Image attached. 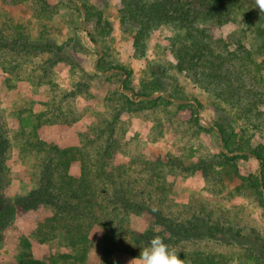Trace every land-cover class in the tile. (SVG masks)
<instances>
[{
  "label": "trees",
  "instance_id": "trees-1",
  "mask_svg": "<svg viewBox=\"0 0 264 264\" xmlns=\"http://www.w3.org/2000/svg\"><path fill=\"white\" fill-rule=\"evenodd\" d=\"M37 1L41 11L50 8L46 0ZM120 3L119 22L132 35L135 56L145 57L152 33L166 26L174 32L170 44L175 61L170 68L150 64L136 88L133 68L114 64L102 48L101 40L112 33L113 23L87 2L77 6L85 14L77 30L86 29L90 42L102 48L103 55L94 65L96 73L117 80L105 98L107 111L80 133L77 146L63 148L39 134L43 126L68 127L83 118L72 102L78 85L66 90L51 83L54 68L69 62L66 45L46 39L47 31L32 39L16 29L15 34L0 38V48L7 49L14 59L24 58L25 63L51 54L45 64L34 63V70L41 74L37 83L52 85L50 99L42 103L44 110L21 111V126L15 131L9 128L0 108V240L2 230L14 219L13 204H20L30 209L50 207L52 215L39 222L34 236L41 242L48 238L67 242L72 253L62 255L65 264L83 262L92 250L101 258L100 264H113L117 254L136 258L154 236L163 237L179 250V258L186 264H230L239 260L228 251L230 247L240 254L242 264H264L263 236L250 240L241 229L230 240L233 227L228 225V211L199 196L178 202L172 180L199 171L209 188L216 187L213 193L222 192L228 180L237 181L232 194L251 190L264 206V142H254L256 137H264V13L255 7V0ZM229 25L241 28L227 39L219 37ZM184 75L216 98L218 117L210 116L207 125L201 118L203 103L188 96L180 82ZM59 91L61 96L56 95ZM229 109L233 114L227 112ZM159 110L182 136L180 154H148L136 140L122 141L121 135L119 139L118 126L125 113ZM183 112L191 115L185 126L179 122ZM23 113L28 116L22 117ZM203 133L217 138V153L197 154L201 150L191 141ZM13 153L29 165L34 188L10 200L4 190L11 182L9 162ZM116 155L122 156V161L115 163ZM250 157L259 162V170L244 175L239 162ZM76 161L80 162V173L73 175ZM143 214L152 217L149 226L132 229L133 218ZM203 243L207 246L200 247ZM210 244L225 246L215 250ZM26 245L30 250L28 241ZM31 251L27 255L30 259H23L21 264L37 263Z\"/></svg>",
  "mask_w": 264,
  "mask_h": 264
},
{
  "label": "rangeland",
  "instance_id": "rangeland-1",
  "mask_svg": "<svg viewBox=\"0 0 264 264\" xmlns=\"http://www.w3.org/2000/svg\"><path fill=\"white\" fill-rule=\"evenodd\" d=\"M46 1L50 8L47 11H41V4L37 0H0V38L3 35L15 34L16 29L31 35L32 39H37L41 32L47 31L46 39H53L61 45H66L69 62L60 63L54 68L51 74V83L66 90H71L74 85H78L77 97L72 102H75L76 108L81 112L83 118L68 127L43 126L40 128L39 134L43 140L63 148L77 146L80 143V133L86 131L88 126L100 117L99 114L103 115L107 111L105 98L109 95L113 82H117L110 75L97 74L94 69L95 61L103 55L101 49L109 52L110 59L114 64L133 68V84L138 88L140 79L150 64L163 65L166 68H170L168 66L174 64L175 60L170 44L174 32L166 26L154 31L147 41L145 57H137L131 33L127 28L124 29L119 22L120 0ZM84 2L102 10L104 18L113 23L112 33L101 40L102 48L90 42L86 29L77 30V26L81 22L84 23L85 18V14H81L77 6H81ZM240 28L239 25H229L219 32V37L224 36L227 39L230 34L239 31ZM250 49L254 51L253 48ZM61 55L66 56L64 53ZM47 57H51V54H42V56L32 58L25 63L24 58L14 59L13 54L9 53L7 49L0 48V108L7 117L9 128L13 131L21 126L19 120L21 111L32 108L34 112H40L44 110L42 103L50 99L52 85L37 83L39 82L38 76L41 74L40 71L34 70V63L45 64ZM89 75L92 77L90 78ZM180 82L186 87L188 96L199 99L203 103L204 110L201 113V118L205 125L208 124L210 116L218 117L217 101L214 96L207 93L186 75L180 77ZM80 89L81 93H79ZM56 95L61 96L60 91ZM261 108L264 109V105ZM227 112L233 114L234 111L229 109ZM27 116L26 113L22 115L24 118ZM155 118L157 120H154ZM190 118L189 112H183L179 122L181 121L185 126ZM161 124L164 125L162 126L164 130ZM168 124L165 113L160 110L146 111L142 114L125 113L118 126V137L120 139L121 135L122 141L136 140L142 150L148 154L155 153L163 156L173 153L180 154L179 148L182 143L179 142V139L182 136L176 134L175 128ZM241 126L243 127V123ZM248 133H253V130ZM56 135L58 136L55 137ZM122 135L124 136L122 137ZM191 142H195L194 147L201 150L197 154H214L219 149L217 138L207 133H203ZM254 142L263 143L264 137H256ZM122 159V156L116 155L115 163ZM9 165L11 167V182L4 190V195L13 200L29 193L34 188V184L29 165L25 164L17 154L13 153ZM239 167L244 175L256 174L259 170V162L250 157L248 160H240ZM71 173L73 175L80 173L79 161L73 163ZM172 180L174 195L178 202L185 203L199 196L228 211L227 221L230 222L228 225L233 227L231 237L241 229L250 240L255 239L256 236L264 237V206L259 203L251 190H245L243 194H232L239 182L228 180V186L222 192L213 193L212 191L216 187L211 185L209 188V184L199 171L189 174L187 177H177ZM13 209V221L2 230L0 264H21L23 259L28 261L27 259L30 258L27 255L30 250H32V260H36L37 263L29 262L28 264H65L61 259L62 255L72 253L67 242L62 238H48L47 241L41 242L34 236L39 222L52 215L50 207L30 209L24 205L13 204ZM151 221L152 217L148 214H143L140 217L135 216L131 227L144 230ZM230 240L233 241V237ZM27 241L31 246L30 250L26 245ZM256 241L254 240V242ZM205 246H207L205 243L200 245V247ZM210 246L219 250V247L224 249L225 244L223 246L210 244ZM230 249L228 251L238 255L239 259L230 264H242L240 254L231 247ZM134 258L125 253L117 254L113 257V264H129V261ZM74 263H76L75 260ZM100 263L101 258L95 250H92L83 262L76 264ZM243 264L249 263L244 262Z\"/></svg>",
  "mask_w": 264,
  "mask_h": 264
},
{
  "label": "clouds",
  "instance_id": "clouds-1",
  "mask_svg": "<svg viewBox=\"0 0 264 264\" xmlns=\"http://www.w3.org/2000/svg\"><path fill=\"white\" fill-rule=\"evenodd\" d=\"M255 7L264 13V0H255ZM179 253L163 237L154 236L140 248L139 256L129 261V264H186L185 259L179 258Z\"/></svg>",
  "mask_w": 264,
  "mask_h": 264
},
{
  "label": "crops",
  "instance_id": "crops-1",
  "mask_svg": "<svg viewBox=\"0 0 264 264\" xmlns=\"http://www.w3.org/2000/svg\"><path fill=\"white\" fill-rule=\"evenodd\" d=\"M57 136H58V135H56L55 137H57ZM75 143H76V142H75ZM75 143H74V144H75Z\"/></svg>",
  "mask_w": 264,
  "mask_h": 264
}]
</instances>
